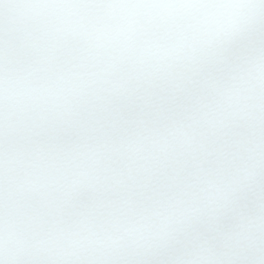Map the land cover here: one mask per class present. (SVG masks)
<instances>
[{
    "label": "snow or ice",
    "instance_id": "obj_1",
    "mask_svg": "<svg viewBox=\"0 0 264 264\" xmlns=\"http://www.w3.org/2000/svg\"><path fill=\"white\" fill-rule=\"evenodd\" d=\"M0 264H264V0H0Z\"/></svg>",
    "mask_w": 264,
    "mask_h": 264
}]
</instances>
